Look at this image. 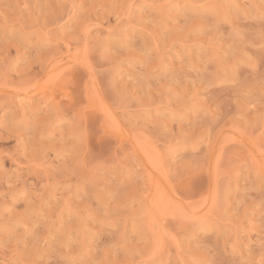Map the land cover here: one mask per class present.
<instances>
[{"label": "rangeland", "instance_id": "obj_1", "mask_svg": "<svg viewBox=\"0 0 264 264\" xmlns=\"http://www.w3.org/2000/svg\"><path fill=\"white\" fill-rule=\"evenodd\" d=\"M0 264H264V0H0Z\"/></svg>", "mask_w": 264, "mask_h": 264}, {"label": "bare ground", "instance_id": "obj_2", "mask_svg": "<svg viewBox=\"0 0 264 264\" xmlns=\"http://www.w3.org/2000/svg\"><path fill=\"white\" fill-rule=\"evenodd\" d=\"M38 84V82H35V84ZM41 83V82H40ZM33 84V83H32ZM42 86H43V84L41 83L40 85H39V87L41 88L40 90H42L43 91V88H42ZM44 86H46V85H44ZM39 87H36V85H35V89H38ZM29 88V87H28ZM28 88H26V89H28ZM31 88V87H30ZM45 88V87H44ZM20 89H22V88H20ZM19 89V90H20ZM32 89L34 90V88L32 87ZM23 90V89H22ZM39 90V89H38ZM45 90H46V88L44 89V92H45ZM31 91V90H30ZM37 91V90H36ZM40 92V91H39Z\"/></svg>", "mask_w": 264, "mask_h": 264}]
</instances>
